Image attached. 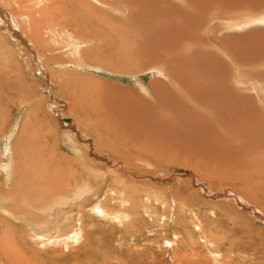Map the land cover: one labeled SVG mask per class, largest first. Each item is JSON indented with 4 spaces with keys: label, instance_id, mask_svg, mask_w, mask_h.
Masks as SVG:
<instances>
[{
    "label": "rangeland",
    "instance_id": "rangeland-1",
    "mask_svg": "<svg viewBox=\"0 0 264 264\" xmlns=\"http://www.w3.org/2000/svg\"><path fill=\"white\" fill-rule=\"evenodd\" d=\"M15 1L1 0L0 10L12 18L23 11L29 20L26 44L4 37L0 26V264H264V132L260 147L244 130L217 132L213 117L226 115L208 86L223 78L222 102L233 110L260 100L255 121L264 126V66L253 90L244 74L259 64L256 46L264 57V24L226 28L212 18L235 1L232 16L263 12L264 0H218L223 6L214 11L209 0H105L113 9L95 0ZM77 12L110 23H95L100 38V25L123 26L132 46L137 30L154 28L148 48L167 42L169 55L158 51L146 68L140 49L109 55L98 36L88 38V25L72 23ZM169 21L182 31L157 29ZM157 33L168 35L161 46ZM182 41L192 54L174 51ZM200 76L206 83L197 85ZM145 104L153 108L146 133L131 114ZM64 178L73 187L87 181L89 192L72 198ZM58 191L66 203L40 211Z\"/></svg>",
    "mask_w": 264,
    "mask_h": 264
},
{
    "label": "bare ground",
    "instance_id": "bare-ground-1",
    "mask_svg": "<svg viewBox=\"0 0 264 264\" xmlns=\"http://www.w3.org/2000/svg\"><path fill=\"white\" fill-rule=\"evenodd\" d=\"M23 0H21V2H22ZM95 1H98L100 4H105L106 6H108V7H110L111 6V8L113 9V6H114V4L115 3H112L111 1H110V3H112V4H107V3H105V2H108V1H105V0H95ZM152 1V0H151ZM150 1V2H151ZM212 2V5H211V7H213L212 8V11H214V10H220L221 9V7L223 6H220L219 4V7L217 6V3H216V1L219 3V1H221V0H209L208 1V7L210 6V4H211V2ZM227 3H229V1H231V0H225ZM233 1V0H232ZM0 2H1V0H0ZM18 2V1H17ZM20 2V1H19ZM28 2V0H26V3ZM34 2H42V0H34ZM76 2V1H75ZM86 2V1H85ZM85 2H83V4H86ZM191 2V1H190ZM23 3H25L24 1H23ZM71 3H74V2H71ZM79 3V2H78ZM77 3V4H78ZM81 3V2H80ZM206 4H207V1L205 2ZM12 5H16V1L15 0H12V3H11ZM82 4V3H81ZM125 4H126V2H125ZM191 4L193 5V2H191ZM19 5H20V3H19ZM36 5H38L39 6V4H36ZM104 5V6H105ZM146 5V4H145ZM105 6V7H106ZM117 5L115 4V6L114 7H116ZM126 6V5H125ZM191 6V5H190ZM205 6V5H204ZM232 6H235V7H237V8H239V6H238V4L236 3V1L234 2V3H229L228 4V6H227V10L228 11H223V12H219V11H217V12H214L213 14H212V18L213 19H215L216 21H218V22H220L222 25H224V26H226V28H236V27H238V26H243V25H254V23L255 24H264V10H263V12H260V13H257V14H254L253 12H250V13H248V12H240V13H238V14H236V16L234 15V16H232L231 15V12H233V11H231V9H232ZM21 7V6H20ZM88 7V6H87ZM86 7V8H87ZM95 7V6H94ZM94 7H90V8H94ZM103 7V6H102ZM118 7V6H117ZM208 7L206 6V8H205V12L206 11H208ZM211 7H210V9H211ZM32 8H36V7H32ZM80 8V7H79ZM169 8V7H168ZM37 9V8H36ZM35 9V10H36ZM89 9V8H88ZM115 9V8H114ZM137 9V8H136ZM173 9V8H172ZM209 9V10H210ZM22 10V9H21ZM20 10V11H21ZM32 10V9H31ZM38 10V9H37ZM36 10V11H37ZM93 10H97V8H95V9H93ZM193 10V9H192ZM224 10H226V9H224ZM34 11V10H33ZM33 11H31L32 13H34ZM65 11V10H64ZM135 11V10H134ZM149 11V10H148ZM211 10H210V12H212ZM93 12V11H92ZM100 12V11H99ZM150 12H151V10H150ZM183 12H185L184 10H182V13ZM192 12V11H191ZM234 12H236V11H234ZM58 13V12H57ZM70 13V12H69ZM78 13V15L75 17V21L74 22H72V23H74L75 24V26H76V28L77 29H80L79 27L82 25H88L87 27L90 29V30H88L87 29V31H89V33H88V38L89 39H95V38H97V36L99 37V33H98V31L96 30V28L98 27H95V23H99V24H101V23H106V24H110L109 22H107V21H105V20H102V19H104L103 18V16H101V15H99V16H101V18L102 19H98V20H96V21H94V22H90L88 19H90V18H88V14H86V13H81V12H77ZM91 13V12H90ZM101 13V12H100ZM130 13H132V12H130ZM181 13V15H185V16H187L186 15V13L185 14H182ZM63 14H64V12H63ZM233 14H235V13H233ZM65 15V14H64ZM105 15V14H104ZM181 15H180V17H181ZM29 15L28 14H26L25 12H23V11H21V13L17 16L16 15V17H14V18H12L13 16H8V14L6 13V12H4V11H2V10H0V26L1 27H3L2 25H4V24H6L5 25V27H4V30H3V32H4V37L6 36V37H9V36H7V33H9V34H12L13 36H12V38H14V39H18L19 41H21V43L23 42L24 44H26V42L24 41V38H23V36H21V35H24V33H26L25 31H27V27H22V24H24V21H23V19H27L28 18V20H29V17H28ZM37 16V15H36ZM17 17H18V19H17ZM22 17H24V18H22ZM92 17V16H91ZM172 17V16H171ZM170 17V18H171ZM211 17V16H210ZM67 18V17H66ZM94 18V17H93ZM211 18V19H212ZM14 19H15V22H14ZM110 19V18H109ZM134 19V18H133ZM165 19V18H164ZM64 20V19H63ZM91 20V19H90ZM119 20V19H118ZM146 20V19H145ZM13 21V22H12ZM19 21H22V22H20L19 23ZM27 21V20H26ZM70 21H73V20H70ZM136 21H137V19H136ZM141 21H143L144 22V20H142V17H141ZM152 21V20H151ZM183 21V20H182ZM185 22H186V20H184ZM28 22V21H27ZM30 22H31V19H30ZM122 22V21H121ZM213 22V21H212ZM11 23H13V25H14V29H12L11 27H10V24ZM150 23V22H149ZM152 23V22H151ZM39 24V23H38ZM94 24V25H93ZM125 24H127L126 22H125ZM140 24V23H139ZM138 22H137V27H138ZM27 25H29V24H27ZM134 25V24H133ZM134 25V26H135ZM142 25V24H141ZM221 25V26H222ZM41 26V25H40ZM63 26V25H62ZM135 26V27H136ZM146 26V25H145ZM150 26H153V25H151L150 24ZM149 26V27H150ZM166 26H168V27H171L170 28V32L171 31H176L177 33L178 32H180V31H182V28L183 27H173L172 25H171V23H170V21L168 22V23H165V22H160L159 24H158V28L157 29H166L165 27ZM212 26V25H211ZM87 27H85V28H87ZM100 27H101V29H103V31H104V34H101L102 36V38H100V42H101V48H102V50L104 49V51L105 50H111V51H109L110 53H109V55H111V52H113L114 51V49H115V51H116V53H117V56L119 57H121L122 55H120V51H123V52H125V54H126V52L129 50L130 52H133L132 50L134 49L136 52H139V49H140V51H142V53L144 54V55H148V58H147V61L148 62H146L145 64H143L142 65V67L143 68H146V67H149L150 65H153L154 64V61H156V60H153L152 58H157V55H158V49H156L155 51H153V50H151V49H149L148 48V38L149 37H151V35L153 34V33H155V31L153 30L154 28H150V29H144L143 31H140L139 30V32H138V30L135 32V36H133L134 38H133V41L132 42H134L135 43V46H132L133 44L131 43V41H127V40H125V37H126V33H127V31L126 30H122L123 28V26H113V25H107L106 26V28L104 29V26L103 25H100ZM119 27H121V28H119ZM126 27V26H125ZM18 28L21 30L20 32H19V30H18ZM82 28V27H81ZM84 28V29H85ZM132 28V27H131ZM98 29V28H97ZM100 29V28H99ZM126 29H128V28H126ZM136 29V28H135ZM134 29V30H135ZM138 29V28H137ZM212 30V29H211ZM64 31H66V33L67 32H69V30L68 29H66V28H64ZM129 31L133 34L134 33V31L131 29H129ZM214 31V30H213ZM85 32V31H84ZM101 32V31H100ZM138 32V33H137ZM43 33V32H42ZM87 33V32H86ZM214 33V32H213ZM54 34V33H53ZM68 34H70V33H68ZM98 34V35H97ZM158 34V36H159V42H158V44L161 46L162 45V43H163V41H162V39L163 40H165V38L168 36V35H166L165 33H164V36L163 35H161V34H159V33H157ZM254 34H260V33H254ZM84 35V34H83ZM260 35H262V34H260ZM58 36V35H57ZM60 36V35H59ZM85 36V35H84ZM185 36H187V34H185ZM78 37V36H77ZM61 38V37H60ZM65 38V37H64ZM69 38V37H68ZM82 38V37H81ZM7 39V38H6ZM66 40V39H65ZM9 42H10V40H8ZM81 41V40H80ZM97 41V40H96ZM5 42V41H4ZM60 42V41H59ZM72 42V41H71ZM83 42V41H82ZM89 42V41H88ZM126 42V43H125ZM22 43V44H23ZM38 43V42H37ZM57 43H58V41H57ZM65 42L63 41V44H64ZM77 43V42H76ZM65 44H67V43H65ZM64 44V45H65ZM37 45V44H36ZM68 46H69V44H68ZM111 46V48L112 49H109V47ZM131 46H132V48H131ZM211 46H212V44H211ZM256 46V45H255ZM254 46V47H255ZM80 47V46H79ZM89 47H90V45H89ZM134 47V48H133ZM196 47H198V45H196L195 46V48ZM34 48V47H33ZM66 48V50L68 49V47L66 46L65 47ZM147 48V52L145 53V51L143 50V49H146ZM21 49V48H20ZM125 49H128V50H125ZM131 49V50H130ZM161 50L159 51V52H162V50H163V53H164V56H167V55H169V51L171 50V47H169L168 45H167V42L164 44V45H162L161 46V48H160ZM194 49V48H193ZM193 49L191 48V43L190 42H187V43H184V41H182V43H175L174 44V51H177L176 53L177 54H182V50H185V52L186 53H189V54H192L193 53ZM31 50V49H30ZM29 50V51H30ZM37 50V49H36ZM39 50V49H38ZM73 50H74V48H73ZM77 50V49H76ZM67 51H69V50H67ZM98 51V50H97ZM221 51V50H220ZM254 51V53H255V55H256V62H258L259 64H257V65H250V66H248V67H246V72L244 73V74H247L250 78H251V81H250V83H249V90L251 89V90H253L254 88H255V83L257 84V82H258V75H256L257 74V72H256V69H258V68H261V67H263L264 66V57L263 56H260V54H259V52H258V47L256 46V48L253 50ZM88 52V51H87ZM199 52H202V50H198V53ZM29 53V52H28ZM39 53V52H38ZM71 53L73 54V52L71 51ZM30 54V53H29ZM42 54H43V52H42ZM101 54V53H100ZM123 54V53H122ZM161 54V53H160ZM32 55H34L33 54V52H32ZM36 55V54H35ZM124 55V54H123ZM162 55V54H161ZM38 56V55H37ZM115 56V55H114ZM123 57V56H122ZM229 57V56H228ZM228 57H227V59H228ZM89 58V57H88ZM115 58V57H114ZM124 58V57H123ZM111 59V58H110ZM211 59V58H210ZM167 59H165L164 61H162V62H160V63H162V65H164L165 64V61H166ZM212 60V59H211ZM233 61H235V60H233ZM72 62V61H71ZM75 62V61H74ZM73 62V63H74ZM149 62H150V65H149ZM236 62V61H235ZM63 63V62H62ZM91 63V62H90ZM237 63V62H236ZM239 64V63H238ZM237 64V65H238ZM75 65V64H74ZM80 65V64H79ZM232 65V64H231ZM235 65V64H234ZM242 68H245V67H243L241 64H239ZM40 66V65H39ZM256 66H260V67H256ZM238 67V66H237ZM241 67H239L238 68V70H240V72L242 71V68ZM155 68V67H154ZM165 68V67H164ZM182 68V67H181ZM183 69V68H182ZM251 69V70H250ZM184 70V69H183ZM247 70H248V73H247ZM234 71H237V70H234ZM233 73V72H232ZM237 73H239V72H237ZM181 76V75H180ZM234 76V78H235V76L236 77H238L237 75H233ZM241 77V76H240ZM54 78V77H53ZM245 78H246V76H245ZM244 78V79H245ZM90 79V78H89ZM237 79V78H236ZM262 79H264V77L262 78ZM247 80V79H246ZM88 81V80H87ZM241 81V80H240ZM261 82H262V80H260ZM182 82V81H181ZM200 82L201 83H203V84H205L206 82L202 79V77L200 76V78L196 81V83H197V85L198 84H200ZM220 82H221V84H222V82H223V78H221L220 76L218 77V76H214L213 78H210L209 80H208V86L209 85H212L213 86V89L216 91V92H214L213 93V96H212V98H213V100L217 103V107H218V110L220 111V112H222V113H225V117H222V119H221V115L219 116V117H213V121H214V123H215V129H216V131L217 132H220V131H222V132H226V131H230V133H232V131L230 130V129H234V130H236V131H246L249 135H250V144L251 145H253V146H259L260 147V145H261V142H260V136H262V135H259L261 132H264V126L262 127L259 123H257L255 120H257V121H260L259 120V116H257L258 115V113L259 112H262V111H260L261 109H259V107L258 106H260V100L257 102V104L256 105H254V104H248V103H246V100L245 99H248V98H242V97H239V96H237V95H235V94H233V93H231L230 91H229V93L230 94H233V95H235L238 99H241V101L243 100L246 104H238V105H236L235 106V108H234V110H233V104L229 101L228 103H223L222 102V97H223V95H222V93H221V91H220V88H218L219 87V85H220ZM247 82V81H246ZM260 82V83H261ZM259 84V83H258ZM261 85H263L264 86V84L262 83ZM155 86V84L154 85H152L151 86V88H152V92H151V95H152V97L154 98V95L156 94V92H155V90H154V87ZM154 87V88H153ZM224 89H226V87H223ZM246 89V88H245ZM261 89H262V87H261ZM228 91V90H227ZM255 91V90H254ZM257 91H259V90H257ZM250 92V91H249ZM260 92V91H259ZM262 92V91H261ZM264 92V91H263ZM124 93V92H123ZM131 94V93H130ZM255 94H256V97H257V93L255 92ZM132 95V94H131ZM259 95H261L262 96V94H259ZM98 96V95H97ZM122 96V95H121ZM157 96L159 97V98H162V96L161 95H159V94H157ZM165 96V95H164ZM98 97H100V96H98ZM136 96L135 95H133V98L136 100V101H143L142 100V98L141 97H138V98H135ZM257 98H259L260 99V97H257ZM263 98V97H262ZM78 99V98H77ZM102 99V98H101ZM160 100V99H159ZM73 101V100H72ZM92 101V100H91ZM119 101V100H118ZM156 101V100H155ZM248 101H251V100H248ZM263 101V100H262ZM161 102V101H160ZM69 103V102H68ZM78 102H76V104H77ZM119 103V102H118ZM129 103V102H128ZM263 103H264V101H263ZM100 104V103H99ZM130 104V103H129ZM140 104V103H139ZM156 104V103H155ZM70 105V104H69ZM78 105H80V104H78ZM77 105V106H78ZM114 105V104H113ZM261 105H262V103H261ZM81 106H82V104H81ZM263 106V105H262ZM75 107V106H74ZM147 108L150 110V111H153V108H151L148 104H145L144 105V108L143 109H140L139 110V112L137 113V114H133V113H131L132 114V116H133V119H136V120H139V122H140V124H137V125H139L137 128H139L140 127V125H141V130L143 131V129H146V130H148L147 129V125H146V123H150L151 121V114L149 115V114H147L146 113V110H147ZM71 110V109H70ZM72 110H73V108H72ZM82 110V109H81ZM91 110V109H90ZM131 110H133V109H131ZM233 110V111H232ZM264 110V109H263ZM93 111V110H92ZM138 111V110H137ZM155 111V110H154ZM113 112H114V110H113ZM128 112V111H127ZM232 112V113H231ZM128 113H130V112H128ZM127 113V114H128ZM136 113V112H135ZM145 113H146V115H145ZM260 114V113H259ZM98 115H99V113H98ZM97 115V116H98ZM261 115H263V114H261ZM115 116H116V114L114 113V118H115ZM128 116H130L129 114H128ZM102 117V116H101ZM127 117V116H126ZM264 117V116H263ZM97 119V118H96ZM78 120V119H77ZM77 120H75V121H77ZM118 120V119H117ZM126 120H127V118H126ZM134 121V120H133ZM138 122V121H137ZM123 123V122H122ZM148 123V124H149ZM261 123H263V120H262V122ZM136 126V125H135ZM74 127V126H73ZM82 127V126H81ZM81 127H79V129L81 128ZM86 127V126H85ZM142 127H143V129H142ZM75 128H76V125H75ZM219 128H221L220 129V131H219ZM263 128V129H262ZM72 130V129H71ZM76 130V129H75ZM255 131V132H254ZM144 132V131H143ZM258 132V133H257ZM144 133H146V132H144ZM263 135H264V133H262ZM258 138V139H257ZM262 138H264L263 136H262ZM111 144V143H110ZM232 143H229V145H231ZM208 146V144H205V146ZM101 147V146H100ZM107 148V147H106ZM110 149V148H109ZM128 151V150H127ZM78 152V151H77ZM81 152H82V149H81ZM101 153H102V151H101ZM234 153V152H233ZM233 155H237L236 153H234ZM257 159L259 158V157H256ZM260 158H262L263 160H264V158L263 157H260ZM261 159V160H262ZM251 160H252V162H254L253 161V159L251 158ZM251 160L249 161V163H251ZM260 160V159H259ZM257 161V160H256ZM247 162V161H246ZM259 162V161H258ZM258 162L256 163L258 166H259V164H258ZM264 162V161H263ZM255 163V162H254ZM252 164V163H251ZM260 164H262V163H260ZM264 164V163H263ZM253 165V164H252ZM255 165V164H254ZM247 166H249V165H247ZM251 166V165H250ZM257 170V169H256ZM259 171V170H258ZM255 172V171H254ZM44 173V172H43ZM259 174V173H258ZM91 175V174H90ZM65 179V178H64ZM66 180V182H67V179H65ZM38 181V180H37ZM85 181H83V182H80V184L79 185H76L75 187H73V185H72V183L70 182V180L66 183V186H69L70 188H71V190L70 191H72V192H74V194L73 193H70V194H73V196L74 197H72V198H77V197H81V196H83L84 195V193L86 194L87 192H89V189H90V186H89V184H88V182L86 181V184L84 183ZM117 183V182H116ZM56 184V183H55ZM39 185V184H38ZM58 185V184H57ZM59 187V186H58ZM32 188V187H31ZM62 188V187H61ZM123 188H125V187H123ZM127 188V187H126ZM36 189V188H35ZM50 189H52V188H50ZM57 190H58V188H56ZM38 190V189H37ZM47 191H49V190H46V192ZM51 191V190H50ZM52 191H53V189H52ZM41 192V191H40ZM39 192V193H40ZM37 193H38V191H37ZM42 194H43V191L41 192ZM48 193V192H47ZM51 193V192H50ZM49 194V193H48ZM37 195H39V194H37ZM41 195V194H40ZM72 196V195H71ZM29 199H31V198H29ZM28 199V200H29ZM239 199V198H238ZM24 201H26L27 202V200H25V197H24V199H23ZM35 200V199H34ZM43 200H45V199H43ZM68 199L63 195V194H61V193H59V191L58 192H56V195L54 196V198H52V199H48V200H46V201H48L44 206H42V205H40V206H42L41 208L42 209H40V211H42V212H46V213H49V211L51 212V210H52V208H54V206H58V205H60V204H63V203H66V201H67ZM234 200V199H233ZM31 201V200H30ZM26 202H24V203H26ZM32 202V201H31ZM33 203V202H32ZM27 204H28V202H27ZM31 205V204H30ZM29 205V206H30ZM36 205V204H35ZM38 207H39V205H37ZM36 206V207H37ZM35 208V207H34ZM19 211V210H18ZM9 213V212H8ZM98 213H101V212H99V210H98ZM19 214V213H18ZM50 214V213H49ZM257 214H258V212H257ZM21 215H22V213H21ZM261 215L262 214H258V216L259 217H261ZM49 216V215H48ZM27 217V216H26ZM42 218V217H41ZM262 218V217H261ZM33 219V218H32ZM39 220H41V219H38V223H37V225L39 226V227H43L44 225H45V223L43 222L44 220H43V218H42V222H40ZM31 222V221H30ZM46 222V221H45ZM48 222V221H47ZM35 223V222H34ZM34 223H32V224H34ZM36 224V223H35ZM34 224V225H35ZM38 226H36V227H38ZM33 234H35V233H33ZM42 235V234H41ZM65 237V236H64ZM40 238V237H39ZM64 239V238H63ZM62 239V240H63ZM50 241V240H49ZM52 241H55V238L53 237L52 238ZM60 241V239H58L57 240V243ZM207 241V240H206ZM167 244V243H166ZM169 246V245H168ZM213 255V254H212ZM213 259V262H214V255H213V257H212ZM218 259V258H217ZM219 260V259H218ZM214 263H216V262H214Z\"/></svg>",
    "mask_w": 264,
    "mask_h": 264
}]
</instances>
